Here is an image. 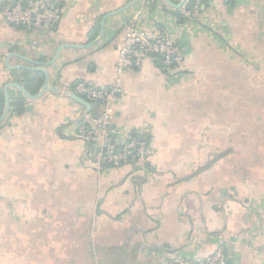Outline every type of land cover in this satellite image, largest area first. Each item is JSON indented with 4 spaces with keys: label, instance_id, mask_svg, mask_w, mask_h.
I'll use <instances>...</instances> for the list:
<instances>
[{
    "label": "crops",
    "instance_id": "0c3cea01",
    "mask_svg": "<svg viewBox=\"0 0 264 264\" xmlns=\"http://www.w3.org/2000/svg\"><path fill=\"white\" fill-rule=\"evenodd\" d=\"M8 1L0 91L33 75L18 68L55 61L47 69L62 93L26 99L0 133V264H169L219 249L231 264H264V138L243 146L228 128L240 118L219 97L231 76L233 88L264 94V0H202L200 26L155 0L153 17L168 15L185 53L177 75L156 58L118 73L126 25L144 0H55L63 19L43 30L7 25ZM83 80L117 90L112 128L144 142V160L85 162L78 133L88 112L64 94ZM19 93L10 90L14 101Z\"/></svg>",
    "mask_w": 264,
    "mask_h": 264
},
{
    "label": "built area",
    "instance_id": "2783aa9c",
    "mask_svg": "<svg viewBox=\"0 0 264 264\" xmlns=\"http://www.w3.org/2000/svg\"><path fill=\"white\" fill-rule=\"evenodd\" d=\"M55 0H18L15 6L9 0L2 14L7 25H22L28 29H48L63 19L61 9ZM155 0H144L142 8L126 25L122 48L119 54L118 73L129 69L143 68L147 61L156 58L161 61L164 71L170 74L184 73L185 53L174 39L170 29V19L153 17ZM202 0H187L179 9L183 23L200 26ZM117 90L97 87L83 80L74 86L78 95L97 108L95 114H88L79 128L78 138L85 141L87 150L84 160L95 168L105 165L119 168L139 160H144L147 145L136 140L123 141L121 135L112 128L114 119V97ZM169 264H231L229 255L219 249L202 261L194 262L182 255L170 258Z\"/></svg>",
    "mask_w": 264,
    "mask_h": 264
},
{
    "label": "trees",
    "instance_id": "16d2710c",
    "mask_svg": "<svg viewBox=\"0 0 264 264\" xmlns=\"http://www.w3.org/2000/svg\"><path fill=\"white\" fill-rule=\"evenodd\" d=\"M179 20H183L181 14L176 11L174 13ZM22 25L17 26L16 28H21ZM187 63V60L184 61ZM226 73L232 74L231 71H226ZM30 74V73H29ZM238 78H234L231 76L230 80V87L226 83V89H225V95H220L221 100L226 101V108L224 110L226 116L232 115V112H235L240 118V123L236 126L228 127L229 129L234 132L236 136H239L242 138L243 146L249 145L248 142L245 141L246 138H248L250 135H257L258 137L264 138V120L262 122L257 123L255 122V117H259L261 119H264V101H262V97L264 95L259 94H253L249 91L248 88L244 87V85L241 83L240 87L233 88L231 83H239L240 81L237 80ZM229 79H226L225 82H227ZM44 82V74L42 72H33L32 76L27 75L26 79L24 81L25 88L33 95L37 94L40 90L42 84ZM211 84H214V82L211 80ZM234 90H237L236 92H233ZM20 99L18 101H14L13 98L11 101V115H21L26 111L25 102L26 99L23 97L21 93ZM216 100V99H215ZM256 102L257 105L254 106V108L248 106L250 103ZM5 105V97L2 91H0V116L3 112ZM230 105V106H228ZM234 108V109H233ZM95 111L92 110L90 114H95ZM239 122V121H238ZM7 122L2 123L0 125V133L2 129L6 126ZM229 130L227 131V133ZM246 137V138H244ZM248 140V139H247ZM147 142V141H146ZM229 143L225 144V149H227V153L230 152L229 150Z\"/></svg>",
    "mask_w": 264,
    "mask_h": 264
},
{
    "label": "water",
    "instance_id": "95a60500",
    "mask_svg": "<svg viewBox=\"0 0 264 264\" xmlns=\"http://www.w3.org/2000/svg\"><path fill=\"white\" fill-rule=\"evenodd\" d=\"M18 0H12V6H15ZM140 0H135L131 3V5L129 7H131L132 5H135L137 2H139ZM161 1H165L168 5H170L171 7L174 8H180L181 6L184 5V3L187 0H183L181 2L180 5H175L173 4L170 0H161ZM68 47H72V48H76L79 46L76 45H67L63 48H68ZM53 63H55V61L53 62H48V63H43L40 66L36 67V68H25V67H20L18 69H28L31 70L33 72H42L45 75V79L44 82L40 88V90L38 91L37 94L33 95L31 94L24 85H22L19 82L16 83H8L4 89H3V94L5 97V105H4V109L3 112L0 116V125L2 123H4L6 121V119L8 118V116L11 113V95H10V90L11 89H17L25 99H27L28 101L34 102V101H38L39 99H41L45 93L50 92L56 95H60L62 93V90L59 89L58 87H56L55 85H53L51 83V75L49 70L47 69L49 66H51ZM38 64V63H36ZM66 97L74 100L75 102H77L78 104H80L81 106L85 107L87 109L88 114L92 112L93 108H97V105H93L91 102H89L86 97L84 95H78L73 91H68L64 93Z\"/></svg>",
    "mask_w": 264,
    "mask_h": 264
},
{
    "label": "rangeland",
    "instance_id": "374dc122",
    "mask_svg": "<svg viewBox=\"0 0 264 264\" xmlns=\"http://www.w3.org/2000/svg\"><path fill=\"white\" fill-rule=\"evenodd\" d=\"M259 95H264V94H259ZM262 101H264V97H262L261 99ZM259 145L262 146V149L264 147V143L263 142H259ZM261 149V148H258V150Z\"/></svg>",
    "mask_w": 264,
    "mask_h": 264
}]
</instances>
